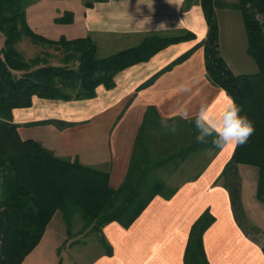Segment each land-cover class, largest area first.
Listing matches in <instances>:
<instances>
[{
    "label": "trees",
    "instance_id": "1",
    "mask_svg": "<svg viewBox=\"0 0 264 264\" xmlns=\"http://www.w3.org/2000/svg\"><path fill=\"white\" fill-rule=\"evenodd\" d=\"M105 0H84L86 7ZM194 0H184L189 7ZM29 0H0V264H20L41 240L55 213L61 212L71 235L75 215L82 219L80 230L94 233L105 254L112 248L102 228L110 222L128 227L155 195L168 198L176 186L170 175L185 160L211 143L196 142L193 123L179 117L162 118L153 106L145 109L137 130L126 174L116 188L109 185L108 173L55 156L39 142L22 140L13 122V110L32 105L34 98L80 100L93 98L99 86L111 89L115 75L134 64L148 61L170 44L193 39L190 31L176 35H146L139 43L107 56H97L90 36L68 39L47 38L28 24L25 7ZM206 23L204 39L153 74L146 86L163 71L184 61L197 47L203 48L207 79L241 107L254 125L244 144H237L217 181L229 191L234 215H242L237 164L256 167V198L264 203V0H199ZM231 7L240 13L246 37V52L257 66L253 73H234L219 50V26L215 9ZM73 13L55 18L70 23ZM28 40L41 51L25 58L16 44ZM51 49V51H49ZM56 58L58 63L50 59ZM162 121L176 123L175 134L165 133ZM59 128L71 125L49 120ZM201 218L191 227L184 264H209L201 244ZM208 217V216H207ZM203 219V220H202ZM76 231V233H82Z\"/></svg>",
    "mask_w": 264,
    "mask_h": 264
},
{
    "label": "crops",
    "instance_id": "2",
    "mask_svg": "<svg viewBox=\"0 0 264 264\" xmlns=\"http://www.w3.org/2000/svg\"><path fill=\"white\" fill-rule=\"evenodd\" d=\"M68 11L73 13V20L63 25L70 27L68 36L78 35L73 24L79 17L74 10ZM216 11L217 15L225 11L230 17L227 24L225 18L224 25L221 21L218 24L220 54L231 69L227 53H222L221 47L225 44L231 48L240 42L248 55L243 23L241 26L231 7H217ZM78 14L82 15L85 30H92L95 24L96 31L138 38V43L149 34L176 35L190 31L195 36L170 44L148 61L118 72L114 77L115 86L111 89L99 86L93 98L63 101L36 97L31 106L13 110V122L22 140H35L57 157L77 159L84 165L101 168L108 173L109 185L116 188L126 174L134 139L148 106L155 107L165 119L180 118L178 114L192 117L202 101L208 103L211 113L231 97L207 79L202 47L161 72L152 83L141 86L205 38L207 23L199 0H194L189 7H185L184 0H105L96 1L91 7L83 2ZM29 26L32 28L30 23ZM41 35L54 39L51 33ZM83 36L87 35L77 37ZM188 84L192 87L190 94L185 92ZM49 120H62L71 125L59 128ZM234 147L229 144L222 149L208 148L195 153L192 163L180 165L170 175L169 183L176 186L170 197L155 195L128 227L117 222L104 225L102 234L112 254H105V247L101 246V252L87 264H184L191 227L205 211L208 217L202 219L205 226L201 244L209 264H264V226L241 223L233 213L229 191L217 181ZM242 166L237 167L240 202L243 214L248 217V209L258 207L254 202L257 172L242 173ZM47 232L48 227L21 264L32 256L36 259L34 264L43 257L47 258L43 264L53 263L58 246L54 249L52 245L42 246Z\"/></svg>",
    "mask_w": 264,
    "mask_h": 264
},
{
    "label": "rangeland",
    "instance_id": "3",
    "mask_svg": "<svg viewBox=\"0 0 264 264\" xmlns=\"http://www.w3.org/2000/svg\"><path fill=\"white\" fill-rule=\"evenodd\" d=\"M83 2L84 0H29L27 6L25 7L27 22L28 24H31L32 29L35 32L39 34H41L42 32L51 33V35H53L51 38L54 39H57L60 35H65L66 37H77L89 34L97 46L96 53L98 57L107 56L116 51L131 47L138 43V38H124L114 33L96 31L98 26H96L95 24H92L90 28L92 30H85V28L83 27L84 22L81 19L82 15L78 14L80 8H83ZM70 9L72 11L74 10L79 17L73 24L74 30L79 31V34L75 36H68L70 27L68 28V26H64L63 23H57L53 20L56 16H63V14ZM215 13L217 21H221L222 25H224V18L226 24L228 23L230 19L228 13H226L225 11H220V14L217 15L216 9ZM234 14L239 19L242 26L240 13L235 10ZM2 44L3 36L0 32V48ZM16 46L17 49L24 54L25 58L32 57L41 51L40 47L31 45L28 40L21 41L20 43L16 44ZM49 51H51V49H49ZM221 51L222 53H227V59L231 65V69L234 72H256V63L250 56L245 55L244 46L240 42H236L232 45L231 48H228L225 46V44H223L221 47ZM245 60H248V62ZM50 61L53 63H58V60L56 58H52L50 59ZM250 65L252 66L251 68ZM194 156H191L189 159L187 158L185 162H183L184 165L188 164L189 162L192 163V158ZM238 165H243L241 167L242 173H244L245 171L257 172V169L254 166L248 165L251 166L248 167L245 164H237L236 169ZM195 166H198V164H196ZM98 169L101 170V168ZM244 185H246V182H244ZM254 200V202L258 204L257 209L253 210L249 208L248 217H246L244 214L240 216L238 215V217L243 224L246 223L247 225L252 227L255 223L263 227L264 204L259 202L257 199ZM81 225V217L79 215H75V218L71 223V235L69 236L66 233L67 226L62 218L61 212L57 211L55 213L52 220L47 226L48 232L42 245L44 247L52 245L51 247L53 249L58 246V256L56 255V253L54 254V261L52 264H87L101 252L102 247L97 240V236L94 233H86L81 231ZM76 231H81L82 233H76ZM44 259L47 258L43 257L40 262L37 261V264H43L42 262H44ZM35 262V256H32L27 262H24L23 264H34Z\"/></svg>",
    "mask_w": 264,
    "mask_h": 264
},
{
    "label": "clouds",
    "instance_id": "4",
    "mask_svg": "<svg viewBox=\"0 0 264 264\" xmlns=\"http://www.w3.org/2000/svg\"><path fill=\"white\" fill-rule=\"evenodd\" d=\"M191 85L185 86V92L191 93ZM206 101H202L195 116L178 114L181 119L194 124L197 130L196 142L199 144L211 143L213 148L222 149L226 145L244 144L254 132L251 120L241 114V107L231 98L218 110L209 112ZM165 133L175 134L176 123L162 121Z\"/></svg>",
    "mask_w": 264,
    "mask_h": 264
}]
</instances>
